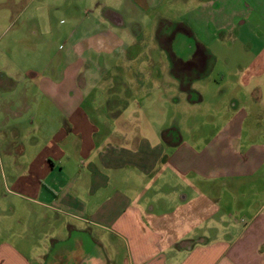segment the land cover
Masks as SVG:
<instances>
[{
    "label": "crops",
    "instance_id": "obj_1",
    "mask_svg": "<svg viewBox=\"0 0 264 264\" xmlns=\"http://www.w3.org/2000/svg\"><path fill=\"white\" fill-rule=\"evenodd\" d=\"M126 1L148 12L168 0ZM237 1L223 0L234 9ZM249 1L240 3L253 6ZM251 3L263 11L264 25V2ZM241 12L222 19L219 29L232 32ZM106 20L122 26L115 14ZM87 32L69 35L60 65L26 71L23 83L0 79L1 88L12 87V98L0 104L2 125L12 120L9 190L27 211L22 233L0 227V264H122L114 259L116 242L129 257L124 264H264V85L231 83L233 97L218 110L207 145L169 142L165 124L144 129L139 99L128 131L125 112L135 100L121 99L119 123L95 115V103L88 113L82 107V89L108 77L127 51L111 29ZM249 69L264 75V60ZM168 200L174 202L169 210ZM210 226L221 237L195 244L190 234ZM172 248L186 256L168 260Z\"/></svg>",
    "mask_w": 264,
    "mask_h": 264
},
{
    "label": "rangeland",
    "instance_id": "obj_2",
    "mask_svg": "<svg viewBox=\"0 0 264 264\" xmlns=\"http://www.w3.org/2000/svg\"><path fill=\"white\" fill-rule=\"evenodd\" d=\"M242 1L232 2L237 7L234 9L223 0H168L143 12L126 0H0V79L9 76L8 83L12 79L23 83L26 71L60 65L61 55L71 43L66 41L69 35L76 38L87 31L98 34L111 29L127 45L126 55L114 62L108 77L82 89L86 112L95 103V115L109 116V123H119L124 116L121 99L128 97L135 101L125 112L129 115L126 130L133 132L131 111L138 99L143 100L142 110L136 114L144 129L150 124H165L169 142L191 146L198 139L207 145L217 131V112L227 109L233 97L229 94L231 83L246 79L264 85V75L249 73V68L264 60L263 11L253 7L254 0L249 1L253 6L241 5ZM99 2L113 8H100ZM234 10H242L241 18L232 19L234 30L219 29V22L233 18ZM113 13L121 18L120 28L118 24L110 27L106 20L114 19ZM88 20L104 24L89 25ZM11 89L0 87V104L12 98ZM260 92L264 99V89ZM104 120L102 126L108 125ZM8 121L4 126L0 121V227H14L20 234L27 211L26 204L13 199L9 190L12 120ZM20 163L16 161L17 166ZM177 191L181 192V187ZM186 192L194 195L189 189ZM173 204L168 200V210ZM223 219L228 221V216ZM190 235L195 244L202 238L211 244L221 237V231L210 226L205 232ZM116 246L117 263L129 261L124 245L116 242ZM180 249H168V260L185 257L186 252L181 254Z\"/></svg>",
    "mask_w": 264,
    "mask_h": 264
}]
</instances>
